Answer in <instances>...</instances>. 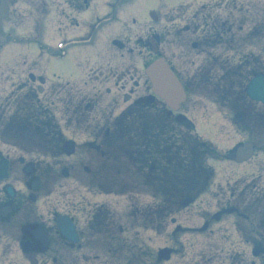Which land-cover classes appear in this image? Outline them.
Masks as SVG:
<instances>
[{"label":"flooded vegetation","instance_id":"1","mask_svg":"<svg viewBox=\"0 0 264 264\" xmlns=\"http://www.w3.org/2000/svg\"><path fill=\"white\" fill-rule=\"evenodd\" d=\"M26 11L20 12L23 16L26 12L43 14L54 13L56 26L61 39L66 41V46L70 49L57 54H51L52 50L47 46H40V56L62 57V61H57V73L54 74L56 81L48 82L44 77L43 88L41 94L35 85L37 82L31 80V67L27 76L23 73L22 68L10 75L8 80L12 86L0 87V104L3 101L13 100L15 98L30 99L32 94L40 102H48L52 100L53 95L62 96L63 93L68 92L77 97L78 102L76 109L82 108L87 114L90 111L106 108L110 112H114L120 107L123 101H132L131 107L138 106L142 103V84L141 75L136 70V64L131 62L126 66L125 54L112 58L111 56L102 55L99 62L102 64L98 70L91 68L90 60V46L96 39V31L103 27L106 29L122 30V31H136L138 32V63L142 57V31L174 29L177 27V21H186L185 29L187 32L192 31L194 34L198 29L200 31V39L195 48L204 51L210 45V42H220L217 51V60H228V55L232 47V42H236L233 30L236 28L235 13L244 16L251 15L256 11H263V17L259 20V28L253 27L252 31L247 34L246 39L263 37L264 39V0H193L194 5H199V10H194L190 4H179L178 0L168 3H161L158 0H152L151 6H156L161 10H167L163 21L159 18L154 21H149L144 18L149 11L144 12L142 0H23ZM128 3H137L138 7L130 11L126 5ZM112 10L113 20L101 23L97 28L94 27L95 19H103L106 10ZM52 10V11H51ZM146 10V8H145ZM154 10V9H153ZM188 12H192V16L186 19ZM169 15H172L168 18ZM177 15V16H174ZM247 18L243 17L245 21ZM115 22V23H113ZM212 24L215 35L211 38L206 34L208 25ZM161 25V26H160ZM204 29V30H203ZM92 33L91 38L89 33ZM137 36V35H136ZM135 36V37H136ZM161 37V41H162ZM130 41V40H129ZM160 41V42H161ZM83 42V43H79ZM100 42H104L103 40ZM173 42H178L173 40ZM225 42L223 49L221 43ZM122 49L120 51H124ZM102 50L100 49V53ZM50 56V59L52 58ZM118 60L115 65L113 62ZM138 74L135 76L134 74ZM43 77L37 78L40 80ZM86 78L88 82H84V86L89 84H97L98 87L112 83L115 90L106 89L103 94L101 89L93 87L96 93L93 95L87 94L79 87L78 79ZM132 84V88L125 93L127 89L128 80ZM221 88V86H220ZM53 92H55L53 94ZM129 94V95H128ZM140 95V96H139ZM141 98V99H140ZM158 106V103L153 104ZM111 120H109V123ZM38 128H34V133ZM88 133L82 132L86 136ZM109 135V129L106 130ZM25 136L31 140L35 135L28 129ZM6 147V146H4ZM81 145L80 149H84ZM13 148L0 149V160L9 156L12 161L10 169L16 170L15 152ZM19 154H23L19 151ZM33 156V154H31ZM21 157L17 159L20 160ZM33 174L26 176L19 181L26 190L30 192L32 188V181L37 177L36 165L32 162ZM75 170V166H71ZM263 178L255 180H243L241 182H234L229 191L222 192L216 200L217 210L231 209V215L221 216L217 221H214L210 214H202L201 221L207 226L205 232H193L194 227L187 228L182 235L174 236L175 241H171L173 249L178 255L179 251L185 252V262L183 264H264V182ZM41 190V185L39 186ZM228 195V196H227ZM30 193L24 191L15 193V198L10 200L5 194L4 187L0 190V234L6 240L13 237V230L19 229L21 234L20 242L33 238L34 232L43 227L48 230L49 236L53 238L56 233L54 224L46 222L37 216H28L24 219V214L29 212L35 214V208L32 204L38 203L36 196L35 203L30 202ZM31 204H30V203ZM6 208H12L11 216L4 217ZM197 217V216H193ZM183 237V241H181ZM32 252H29V258L36 260L35 262H28L27 264H58L56 258H51L52 262H38V256H46L42 251V247L35 242ZM12 264V263H10Z\"/></svg>","mask_w":264,"mask_h":264},{"label":"rangeland","instance_id":"2","mask_svg":"<svg viewBox=\"0 0 264 264\" xmlns=\"http://www.w3.org/2000/svg\"><path fill=\"white\" fill-rule=\"evenodd\" d=\"M14 24L18 25L19 23L14 21ZM5 29L7 30V28H5ZM109 32L110 33L107 36L106 42H102V46L100 47V48L103 47V50H104L101 53L100 56H102L104 54V52H109V54L111 56L115 55L114 52L110 51L109 47L112 46L111 45V40L114 39L116 36H120L126 42L131 39L132 42H130V45H129L131 48H135L134 46L137 45V43L134 42V35L137 32L122 31V30H111ZM145 32H147V31H142L143 34ZM148 32L153 33L154 31H148ZM157 32L163 33L165 35L168 34V31H163V30H160V31H157ZM132 33H134L133 36H132ZM100 48H98V49H100ZM91 49L93 50L94 48H91ZM98 49H95V50H98ZM21 53H22L21 50H17L15 52L12 51V50H6L3 53V55L1 56V58H0V65H6V64L10 63L14 56L20 55ZM49 66H50L49 70L56 69L54 64L50 63ZM203 112L204 111L197 112V113H199L198 115H199V117L202 118L203 121H206V119L202 117V113ZM198 131H197L198 134L199 133L200 134H204V131L202 129L198 128ZM228 131H230V132L226 136L225 135V130L219 124H217V126L214 127V134H217L218 139H219L218 140V144H219V147L222 148V149L230 147L234 142L239 140V137L236 138L233 135V132H231L230 129ZM230 135H232V137H230ZM212 136L214 138L213 134H212ZM226 138H228V140H229L228 143L225 141ZM76 176L77 175L71 174V177H70V178H72L71 180H70V178L68 180H64V179L58 180L56 182L57 184L55 183L56 186H55V191L53 193L54 195L53 196H49L48 197L49 199H47V201L51 202V203H56L57 201L64 200V203L65 202H77V201L82 203L83 201L96 202V201L107 200V201L111 202L113 205H118L119 206V207H117V211L118 212L127 211L128 202H126L125 199H122V198H119V197H114V198L113 197H108V198L95 199V198H93L91 195H89L87 193L86 185H85V183L82 182L83 181L82 179L83 178L85 179V175L81 173V175H80L81 182H79L80 180L73 179V178H76ZM145 201H148V199H146ZM125 223H126V220H125ZM127 223H128V221H127ZM122 224L124 225V223H122ZM134 230H138V229L135 228ZM12 259H13L14 262H24L21 259V255L19 256V254H18L16 245H14Z\"/></svg>","mask_w":264,"mask_h":264},{"label":"water","instance_id":"3","mask_svg":"<svg viewBox=\"0 0 264 264\" xmlns=\"http://www.w3.org/2000/svg\"><path fill=\"white\" fill-rule=\"evenodd\" d=\"M160 72H162L163 75H167L168 71L165 69L163 65H157L149 69L148 75L156 83L159 80V78L162 77L161 75H159ZM167 78H169V76H167ZM257 84H260V83L255 82L252 88H254Z\"/></svg>","mask_w":264,"mask_h":264}]
</instances>
